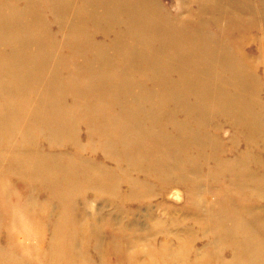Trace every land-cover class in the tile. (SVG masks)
I'll return each instance as SVG.
<instances>
[{
	"label": "bare ground",
	"instance_id": "1",
	"mask_svg": "<svg viewBox=\"0 0 264 264\" xmlns=\"http://www.w3.org/2000/svg\"><path fill=\"white\" fill-rule=\"evenodd\" d=\"M159 1L0 0V183L55 204L45 259L0 264L104 263L91 226L151 264H264V0Z\"/></svg>",
	"mask_w": 264,
	"mask_h": 264
},
{
	"label": "rangeland",
	"instance_id": "2",
	"mask_svg": "<svg viewBox=\"0 0 264 264\" xmlns=\"http://www.w3.org/2000/svg\"><path fill=\"white\" fill-rule=\"evenodd\" d=\"M162 2L163 4L161 3V6L164 5L169 14H175L180 20H188L192 17L190 12H198L197 10L199 9L196 5H188V7H186V10H183L181 4H177V0H162ZM53 29L57 30V26H53ZM252 52H256V49L253 48ZM255 55L260 54L256 53ZM254 59L255 61H258V63L263 60L259 59L258 57H255ZM260 72L261 74H264L263 65H261ZM224 129V135H229L230 130L225 127ZM84 130H86V128H84ZM93 153L95 157H101L99 154V150H95ZM169 190V200L162 196H158L153 198L151 204L155 206V210L157 213H159L160 210L158 211L156 206L161 205L164 209L173 208L176 212L179 213V215H182V213H184L182 212L183 207L185 209L184 190L180 188H172ZM136 206L137 205H127V208H133L134 210V208H138ZM140 206L144 205L141 204ZM23 207L25 208V211L20 212ZM54 210V202L50 201V199L44 194L42 188H29L25 185L24 182L21 185H12L10 180H5L3 183H0V253L9 255L20 252L17 253V255L20 256V259H24L25 261L44 260L46 257L44 251L47 249L45 241L50 236V227L53 219L51 214H53ZM148 212L149 210L145 208V210L139 209L138 212L128 211L125 214V223H127V225L129 226L126 234L129 238H132V235L136 234L134 229L130 227V225L133 224L129 219V216L131 214H135L139 222H142L144 221L145 214H147ZM15 213L19 214L16 215ZM185 213L189 214L188 217L191 216L190 212ZM161 214H166L168 216L169 212H164ZM88 224L89 223H87V225ZM91 227L92 229L89 233L90 237L88 238V240L91 242V246L88 250L91 251V253L95 257L99 253L105 255L108 258V260H106L105 258L104 263L100 261V264H148L149 262L151 264V260L153 259L149 260L147 255L145 257L142 256L141 252L139 260V247H130L125 252L109 254V251L106 247L104 248V246L99 247L95 245L98 238V231L93 228V226ZM97 228L101 229L100 227ZM195 228H198V226H195ZM105 229L108 230L109 228H106V226L104 227V236L108 233V231H105ZM112 230L115 231L116 229L112 228ZM194 234L196 235V232H194ZM126 239L129 240L127 237H125V240ZM181 239H183V241H187L188 237L186 239V235L183 234L181 235ZM125 240L123 238L122 241L125 243ZM40 241L41 243H39ZM190 241L193 243L194 239ZM141 251L143 253H147L146 251L148 250L143 249ZM143 258H146L148 260L142 261Z\"/></svg>",
	"mask_w": 264,
	"mask_h": 264
}]
</instances>
